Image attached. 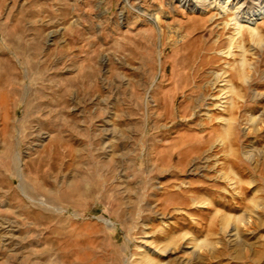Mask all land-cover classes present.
I'll return each mask as SVG.
<instances>
[{
  "label": "rangeland",
  "instance_id": "374dc122",
  "mask_svg": "<svg viewBox=\"0 0 264 264\" xmlns=\"http://www.w3.org/2000/svg\"><path fill=\"white\" fill-rule=\"evenodd\" d=\"M236 1L0 0V264H264V18Z\"/></svg>",
  "mask_w": 264,
  "mask_h": 264
},
{
  "label": "bare ground",
  "instance_id": "6f19581e",
  "mask_svg": "<svg viewBox=\"0 0 264 264\" xmlns=\"http://www.w3.org/2000/svg\"><path fill=\"white\" fill-rule=\"evenodd\" d=\"M231 8L232 9H235V12H236V20H237V26H238V30L241 29V27L243 26L242 22H246L247 24H249L250 26L254 25L258 20H260L261 18H264V10H261L260 12L258 13H252L251 15L249 16H245L244 14H247V13H243V7H244V3L242 4L240 0H237L236 2L234 3H231ZM248 15V14H247ZM244 20V21H243ZM246 65V64H245ZM244 65V66H245ZM243 66V67H244ZM249 66V65H248ZM246 67V66H245ZM244 67V68H245ZM242 68V67H241ZM240 68V69H241ZM247 70V69H246ZM245 71V70H244ZM243 71V72H244ZM245 74L242 73L240 74V76L244 77L243 75ZM239 75V73H238ZM237 77V76H236ZM239 77V76H238ZM245 78V77H244ZM238 79V78H237ZM221 99V98H220ZM250 108H253V110L259 108L258 106H255L253 105V107H250Z\"/></svg>",
  "mask_w": 264,
  "mask_h": 264
}]
</instances>
